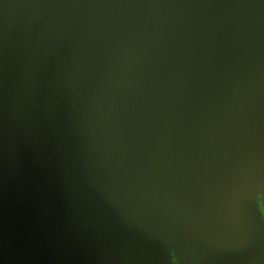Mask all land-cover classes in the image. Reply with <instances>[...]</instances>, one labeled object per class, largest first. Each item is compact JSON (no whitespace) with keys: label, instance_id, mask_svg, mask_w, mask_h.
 Segmentation results:
<instances>
[{"label":"water","instance_id":"water-1","mask_svg":"<svg viewBox=\"0 0 264 264\" xmlns=\"http://www.w3.org/2000/svg\"><path fill=\"white\" fill-rule=\"evenodd\" d=\"M0 264H264V0H0Z\"/></svg>","mask_w":264,"mask_h":264}]
</instances>
